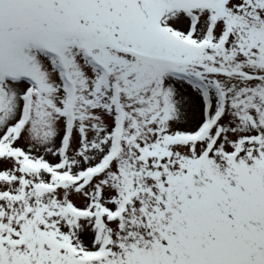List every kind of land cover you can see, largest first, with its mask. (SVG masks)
I'll list each match as a JSON object with an SVG mask.
<instances>
[{"label": "snow or ice", "instance_id": "snow-or-ice-1", "mask_svg": "<svg viewBox=\"0 0 264 264\" xmlns=\"http://www.w3.org/2000/svg\"><path fill=\"white\" fill-rule=\"evenodd\" d=\"M0 264H264V0H0Z\"/></svg>", "mask_w": 264, "mask_h": 264}]
</instances>
